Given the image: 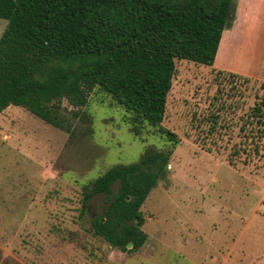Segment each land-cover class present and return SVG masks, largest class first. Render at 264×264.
<instances>
[{
  "label": "rangeland",
  "instance_id": "rangeland-1",
  "mask_svg": "<svg viewBox=\"0 0 264 264\" xmlns=\"http://www.w3.org/2000/svg\"><path fill=\"white\" fill-rule=\"evenodd\" d=\"M233 2L213 64L175 60L161 126L176 145L158 126L135 134L130 114L97 87L85 106L62 100L69 131L22 107L0 112V264H264V153L252 157L239 133L262 93L264 4L250 12L253 36L238 32L231 45L248 12ZM212 112L229 128L206 133ZM148 147L171 150L168 172L141 206L145 244L122 252L91 234L104 200L92 198L80 216L82 187Z\"/></svg>",
  "mask_w": 264,
  "mask_h": 264
},
{
  "label": "trees",
  "instance_id": "trees-1",
  "mask_svg": "<svg viewBox=\"0 0 264 264\" xmlns=\"http://www.w3.org/2000/svg\"><path fill=\"white\" fill-rule=\"evenodd\" d=\"M233 14V0H0V112L22 107L69 131L62 100L85 106L97 87L130 114L135 134L144 123L158 126L176 145L175 132L161 126L175 60L212 65ZM260 89L239 126L252 157L264 153L263 80ZM218 119L210 113L206 133L229 128ZM170 156L148 147L138 161L115 164L83 185L80 216L92 198L104 200L90 219L93 236L122 252L145 244L141 206L167 176Z\"/></svg>",
  "mask_w": 264,
  "mask_h": 264
},
{
  "label": "crops",
  "instance_id": "crops-1",
  "mask_svg": "<svg viewBox=\"0 0 264 264\" xmlns=\"http://www.w3.org/2000/svg\"><path fill=\"white\" fill-rule=\"evenodd\" d=\"M241 2L243 3V4H245L246 6H247V8H248V12L245 14L246 15V25H244V26H242V30L241 31H238L239 29H235L234 30V32L235 31H237L235 34H234V36L231 38L232 39V44L231 45H235V42H236V39H237V35H239V33L238 32H240V34H241V32H242V34H244L245 35V39H248V37L250 36V37H252L253 36V33H254V29H253V26H252V24H251V18H252V16L250 15V12H251V10H252V8H254L258 3H260V4H264V0H241ZM259 9H257V11H258ZM264 12V11H263ZM237 13L238 14H240V11H238L237 10ZM260 13V12H259ZM222 35H223V33H222ZM244 35H242V36H244ZM241 35L239 36V41H240V38L242 37ZM222 41V37H221V40H220V43H219V46H218V49H217V51L219 52V47L221 46V42ZM228 52H230V48H229V50L227 51V53ZM227 53H225V56L227 55ZM216 54H217V52H216ZM216 57V56H215ZM215 60V59H214ZM242 75V74H241ZM251 75V76H250ZM244 76H249V77H254L255 78V76H252V74H251V72H250V74L248 73L247 75H244ZM256 78H258V79H261V80H264V77L263 78H259V77H256Z\"/></svg>",
  "mask_w": 264,
  "mask_h": 264
},
{
  "label": "water",
  "instance_id": "water-1",
  "mask_svg": "<svg viewBox=\"0 0 264 264\" xmlns=\"http://www.w3.org/2000/svg\"><path fill=\"white\" fill-rule=\"evenodd\" d=\"M127 246H128V248H130V247H131V244H130V243H128V245H127Z\"/></svg>",
  "mask_w": 264,
  "mask_h": 264
}]
</instances>
